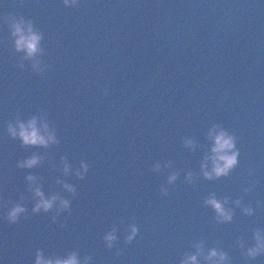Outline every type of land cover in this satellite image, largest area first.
I'll list each match as a JSON object with an SVG mask.
<instances>
[{
    "label": "water",
    "instance_id": "obj_1",
    "mask_svg": "<svg viewBox=\"0 0 264 264\" xmlns=\"http://www.w3.org/2000/svg\"><path fill=\"white\" fill-rule=\"evenodd\" d=\"M18 21L41 37L33 56L17 49ZM33 117L58 142L11 136L10 123ZM220 131L239 154L210 178ZM34 153L41 162L19 168ZM28 175L71 214L59 201L33 213ZM213 194L231 221L206 203ZM9 201L28 208L16 224ZM256 229L264 236V0H0V264H35L38 249L76 251L81 264H183L201 246L198 264H217L213 248L227 254L219 264H264L247 256Z\"/></svg>",
    "mask_w": 264,
    "mask_h": 264
},
{
    "label": "clouds",
    "instance_id": "obj_2",
    "mask_svg": "<svg viewBox=\"0 0 264 264\" xmlns=\"http://www.w3.org/2000/svg\"><path fill=\"white\" fill-rule=\"evenodd\" d=\"M66 5L72 4L77 5L80 3V0H64ZM12 27L14 28L13 35L18 36L16 46L17 49L26 50L28 56H33L39 50V41L41 39L40 35L36 32H33L32 27L29 25L27 33L23 28V21L14 22ZM103 94L108 96V89L103 90ZM8 131L12 137H19L23 141V145H43L48 146L50 142L56 143V136L54 132L48 131V125H44V131L41 132V129L37 127V120L33 117L28 123H24L23 121L18 122V128L11 123L8 125ZM214 155L211 156V160L213 162V171L207 172L205 171V176L212 177L213 174L215 176H220L222 174H227L233 166L237 163V156L239 154L238 150L235 149V138L229 135L226 131H220L219 134L215 135V145L212 149ZM209 157H206L207 160ZM43 157L39 154H32L30 157L26 159H22L18 161V166L21 169L28 168L31 169L41 162ZM82 167L84 172H80L77 170L76 175L84 178L85 174L88 172L89 165L87 163H82ZM207 165L205 164V168ZM64 172H69V165L65 162ZM37 179H42V177H37L35 175H28L27 180L29 181V188L33 192V198L36 199V203L32 208L33 213H39L43 210L45 213L56 207L57 201H59V209L58 211L68 210L69 214H71V202L69 199H64L61 195L57 193H53L51 197H47L42 191L40 185L33 184L37 181ZM175 175H173L170 180H174ZM58 183H63V181H58ZM64 188L67 189L71 193H75L76 189L73 184L65 183ZM25 197L21 195L20 200L23 201ZM227 200V197L225 198ZM12 203V206L6 209L4 219L10 224H16L21 220L22 214L28 212V208L25 206L23 202ZM207 204L214 207L218 214V218L223 221H231L232 212L224 207V202L218 200L213 194L207 201ZM237 203H240L237 201ZM252 208H245V212L251 213ZM53 222H56L57 217H52ZM67 225L62 223L61 227H66ZM131 231L126 237V242H132L135 238L138 228L135 224L129 226ZM261 229L255 230V246L250 247L247 251V256L255 258L260 254H264V236L261 235ZM103 239L107 242V247L111 249L114 246V242L117 241L118 237L116 235V228H113L111 231L107 232ZM203 253V247H200L199 252L196 255H190L183 262V264H198L197 256ZM117 256L122 255V250L116 253ZM214 257H218L219 262H223L228 259L227 254L223 251H218L213 248L205 259L212 260ZM92 257L90 255H85L83 264H88V261L91 260ZM35 264H81V260L76 251H72L67 254L66 258H62L59 254L46 255L43 249H38L35 255Z\"/></svg>",
    "mask_w": 264,
    "mask_h": 264
}]
</instances>
